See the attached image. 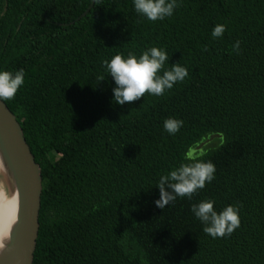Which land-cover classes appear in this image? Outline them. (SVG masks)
Segmentation results:
<instances>
[{"label":"trees","instance_id":"obj_1","mask_svg":"<svg viewBox=\"0 0 264 264\" xmlns=\"http://www.w3.org/2000/svg\"><path fill=\"white\" fill-rule=\"evenodd\" d=\"M100 2L0 0V71L26 73L4 102L42 175L32 264H264V0H177L156 22L134 0ZM151 47L189 76L114 103L103 62ZM167 118L184 121L175 135ZM188 151L216 165L215 179L157 207L160 176ZM209 199L218 212L240 206L230 237L205 234L191 211Z\"/></svg>","mask_w":264,"mask_h":264},{"label":"clouds","instance_id":"obj_2","mask_svg":"<svg viewBox=\"0 0 264 264\" xmlns=\"http://www.w3.org/2000/svg\"><path fill=\"white\" fill-rule=\"evenodd\" d=\"M94 3L101 5L100 0ZM135 11L149 21H163L173 16L175 9L180 7L177 0H134ZM227 26L218 24L212 31L213 38L223 37ZM232 49L236 54L241 52V42L238 40ZM206 50V49H204ZM169 61L166 50L151 47L137 57L129 53L127 57L116 54L111 60H105L104 66L109 76L115 81L114 103L120 106L132 103L145 97L146 94L163 96L177 83H182L189 76V71L180 63L165 68ZM25 70L0 71V100L12 101L18 91L25 84ZM100 80H105L103 76ZM184 121L176 118H167L164 129L170 135H175L183 127ZM186 163L174 168L167 174L161 175L157 187L160 198L155 201L157 207L164 209L173 204L177 198H191L198 190L203 189L206 183L215 179L216 165L212 161L198 158L192 151L184 156ZM214 200H204L191 206L195 217L204 225L203 232L213 239L230 237L241 226L239 215L240 206L228 205L217 211Z\"/></svg>","mask_w":264,"mask_h":264},{"label":"water","instance_id":"obj_3","mask_svg":"<svg viewBox=\"0 0 264 264\" xmlns=\"http://www.w3.org/2000/svg\"><path fill=\"white\" fill-rule=\"evenodd\" d=\"M217 134L200 142L201 149ZM0 165L7 192L15 191L16 218L0 246V264H32L39 229L42 191L40 165L29 148L16 116L0 100Z\"/></svg>","mask_w":264,"mask_h":264},{"label":"bare ground","instance_id":"obj_4","mask_svg":"<svg viewBox=\"0 0 264 264\" xmlns=\"http://www.w3.org/2000/svg\"><path fill=\"white\" fill-rule=\"evenodd\" d=\"M1 171V165H0ZM1 175V172H0ZM0 176L1 182L4 180ZM3 179V180H2ZM4 183V182H3ZM17 198L15 191L7 192L4 185L0 183V246L5 241L8 231L15 221Z\"/></svg>","mask_w":264,"mask_h":264},{"label":"rangeland","instance_id":"obj_5","mask_svg":"<svg viewBox=\"0 0 264 264\" xmlns=\"http://www.w3.org/2000/svg\"><path fill=\"white\" fill-rule=\"evenodd\" d=\"M0 176H2V175H0ZM2 177H3V176H2ZM2 177H1V178H2ZM3 179H4V178H3ZM3 179H2V180H3ZM3 182H5V180H3L2 182H1V180H0V183H2V184L4 185L5 183H3Z\"/></svg>","mask_w":264,"mask_h":264}]
</instances>
